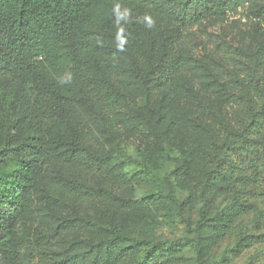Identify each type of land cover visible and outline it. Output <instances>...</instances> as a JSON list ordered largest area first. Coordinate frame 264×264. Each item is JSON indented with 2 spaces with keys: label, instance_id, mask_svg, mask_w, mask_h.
Instances as JSON below:
<instances>
[{
  "label": "trees",
  "instance_id": "obj_1",
  "mask_svg": "<svg viewBox=\"0 0 264 264\" xmlns=\"http://www.w3.org/2000/svg\"><path fill=\"white\" fill-rule=\"evenodd\" d=\"M247 1L0 0V166L8 160L18 165L9 178L0 179V257L5 264L25 263L17 224L33 202L77 208L116 194L112 181L93 178L87 169L110 168L105 138L118 131L122 103L134 91L156 115H143L152 122L155 136L177 129L179 116L170 111L167 99L174 76L186 62L179 47L180 28ZM253 13L264 23V3ZM167 25L175 28L162 36ZM102 54L112 61L99 59ZM255 54L258 69L238 83H223V95L236 104L233 119L215 131L202 155L203 206L194 229L197 254L201 240L228 229L233 215L246 209L245 203L235 202L205 217V206L216 191L249 185L264 172V44ZM125 55L129 64L113 62ZM189 165L183 161L173 170L177 183L187 181ZM135 176L152 175L139 163ZM162 196L159 191L143 193L139 204L153 205ZM165 196L184 220L189 199L179 201L172 187ZM61 221L65 228L85 225L101 236L83 254L69 253L51 264H162L181 251L175 241L136 239L94 221L64 216ZM49 242L40 254L50 253ZM37 253L28 244L26 262Z\"/></svg>",
  "mask_w": 264,
  "mask_h": 264
},
{
  "label": "rangeland",
  "instance_id": "obj_2",
  "mask_svg": "<svg viewBox=\"0 0 264 264\" xmlns=\"http://www.w3.org/2000/svg\"><path fill=\"white\" fill-rule=\"evenodd\" d=\"M263 3L264 0L247 1L233 10L180 28L179 47L186 62L174 76L172 93L167 99L170 111L178 113L177 129L168 135L155 136L152 122L143 119L144 113L155 118L154 112L143 106L137 91L126 98L117 116L118 131L105 138L110 168L103 172L94 167L87 169L93 178L112 181L116 194L110 199L94 198L77 208L33 202L17 224L23 264H51V260L69 253L81 255L101 236L85 225L65 228L63 216L77 222L94 221L136 239L175 241L181 251L174 258L162 260V264H264V172L249 185L233 184L216 191L205 206V217L225 211L235 202L245 203L246 209L241 208L233 215L228 229L201 240L199 254L194 231L203 206L199 190L203 180L202 155L215 131L233 119L236 104L223 95L224 84L233 85V80L238 83V79L258 69L255 53L264 44V23L253 12ZM174 28L167 25L161 35L166 36ZM144 46L150 47L148 43ZM99 59L112 61L105 54ZM113 62L127 65L130 59L125 55L119 62ZM183 161L190 164L184 184L177 183L178 178L172 174ZM139 163L152 176L137 178ZM17 167L15 161H6L0 166V179L9 178ZM170 187L179 201L186 198L190 201L183 206L184 220L175 212L172 200L165 196ZM156 191L162 193V198L141 207V195ZM209 194L206 191L203 196ZM47 239L51 251L48 255L40 254ZM28 244L37 247L38 253L26 262ZM0 264H5L1 257Z\"/></svg>",
  "mask_w": 264,
  "mask_h": 264
}]
</instances>
